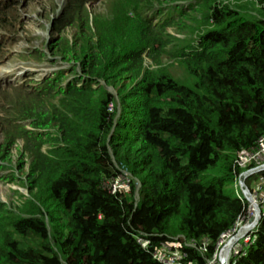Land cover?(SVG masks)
<instances>
[{"label": "trees", "instance_id": "trees-1", "mask_svg": "<svg viewBox=\"0 0 264 264\" xmlns=\"http://www.w3.org/2000/svg\"><path fill=\"white\" fill-rule=\"evenodd\" d=\"M90 1L71 0L60 19L69 27L81 16L78 50L57 49L86 77L70 67L74 79L62 71L38 93L17 89L35 97L15 105L20 115L44 132L15 138L0 118L8 141L26 142L32 194L21 215L0 203V264H160L154 253L176 240L184 264H207L221 237L248 218V202L231 186L241 154L264 140V0H242L241 8L199 0L208 28L174 53L190 84L145 67L173 47L166 30L175 19L155 25L141 12L144 28L123 48L91 32ZM101 82L119 85L118 104ZM49 100L59 103L41 104ZM45 143L52 145L43 151ZM123 172L140 185L138 200L135 185L114 191ZM248 238L229 264H264V216Z\"/></svg>", "mask_w": 264, "mask_h": 264}, {"label": "rangeland", "instance_id": "rangeland-1", "mask_svg": "<svg viewBox=\"0 0 264 264\" xmlns=\"http://www.w3.org/2000/svg\"><path fill=\"white\" fill-rule=\"evenodd\" d=\"M71 0H0V96L4 91L7 94L3 96L0 102V118H5L11 124L10 136L19 137L21 132L43 133L39 128L30 125V118L20 115L16 104L29 105L34 103V95L27 96L24 91L19 93L17 89H29L28 93H38L40 85L55 73L69 70L70 67L77 72L79 76L86 77L83 69L75 61L66 62L57 49L72 52L77 49V44L83 37L81 28V16L76 18L77 22L72 26L65 27V20H60L64 15V10L68 7ZM93 0L85 6L89 28L93 34L101 33L102 36L116 39L119 46L130 43L137 38V33L142 31L144 25L138 21V15L147 14V23L165 24V21L175 19L174 26H167V36L173 42V47L167 49L166 53L154 60L146 58L145 67L156 72L163 71L169 73L179 82L190 84L191 79L180 65L179 58L174 57L178 49L188 46L198 39L202 31L207 29L205 26V8L198 7L199 0ZM222 1V0H217ZM153 2V12L146 11L147 3ZM226 3L235 4V6L244 7L242 0H226ZM152 4V3H151ZM189 14L188 20L180 13ZM249 8V7H248ZM145 9V10H144ZM235 9V8H234ZM161 11V14H158ZM174 11L175 13H172ZM142 12V13H141ZM146 12V13H145ZM252 15V13H250ZM173 18H170V16ZM250 16L249 14H247ZM69 19V18H67ZM60 20L62 23H57ZM182 22V23H181ZM57 23V24H56ZM147 27V25H146ZM184 27V28H180ZM148 29V27H147ZM126 33V35H125ZM124 35V40H120L119 35ZM135 35V36H134ZM166 40V38L164 37ZM123 43V44H122ZM76 45V46H75ZM126 45L121 47L124 48ZM158 54H156L157 56ZM71 59H77L78 55L67 56ZM73 72V73H74ZM64 77L72 79V75L66 74ZM74 79V78H73ZM124 79L120 80L122 82ZM129 79H125L124 85H128ZM25 84H29L26 86ZM82 85V83H80ZM105 82L99 84L100 90L110 92L119 103V85L105 86ZM94 88H99L93 85ZM42 89V88H41ZM59 103L58 100L46 101L45 107ZM39 104V103H36ZM34 104V105H36ZM8 111H11L9 114ZM21 111V109H20ZM24 119L23 121H20ZM26 119V120H25ZM6 129L0 127V203L13 211L16 215H21L26 210V203L31 200V186L28 179L30 170V156L26 151V142L22 138L15 141L6 139ZM55 129L47 132L55 136ZM11 139H13L11 137ZM51 143L42 145L43 151H46ZM258 150V151H257ZM256 153L241 157V174L239 180L232 188L239 193L238 197L244 199L243 188L253 197L258 209H262L264 203V177L259 174L264 172V141L261 143ZM255 171V174L248 177L244 185L241 182L242 176L248 172ZM246 178V177H245ZM248 181V182H247ZM116 191L129 192L132 185L136 188V200H138V191L140 185L135 183L132 176L123 172L122 177L115 184ZM236 186V187H235ZM248 202V201H247ZM254 207V206H253ZM249 215L252 213L253 220L257 218L252 205L248 202ZM23 215V214H22ZM248 215V216H249ZM252 217V216H251ZM248 218L239 222L236 228L225 236L222 240L221 248H224L233 238V245L230 249V256H235L240 252V245H250L248 234L238 238L243 230L242 227L248 224ZM241 228V229H240ZM247 228V227H246ZM241 230V231H239ZM239 232V233H238ZM238 233V235H237ZM237 235V236H236ZM236 237V238H235ZM235 238V239H234ZM241 245V246H242ZM220 260V259H218ZM215 264H227L218 262ZM210 263V261H209Z\"/></svg>", "mask_w": 264, "mask_h": 264}, {"label": "built area", "instance_id": "built-area-1", "mask_svg": "<svg viewBox=\"0 0 264 264\" xmlns=\"http://www.w3.org/2000/svg\"><path fill=\"white\" fill-rule=\"evenodd\" d=\"M256 152H253V153L243 152L241 154L240 158H239V166H241V157L242 156H248V155L254 154ZM248 174L249 175H253V174H255V171L248 172ZM115 190L116 189H115V186H114V191ZM257 207L258 206H256V210L258 211L257 220L252 221L251 214L249 215V212H248V215H249L248 216V219H249L248 223L250 224V227L248 228L249 231L247 233L245 232V234L249 235L257 227V225H258L259 221L261 220L262 216H264V203H262V206H261L262 209H258ZM228 234H230V233H228ZM226 235L227 234L222 236L221 239L219 240L218 245H217L216 253H215L213 259L210 261V263L208 262L207 264H215V263H217L218 259H220V260H218V262H220V263H225L228 260L227 264H229V261H230V258H231V256L229 257L230 251L228 252L226 259H224V253H225L226 246H224V248H221V250H220V247H221L220 243L222 242V240L225 238ZM138 241L142 244L143 247L147 246V243L143 242L141 239H139ZM182 247H183V244L180 243L178 240L172 241V242H168L165 245H163L160 250L155 252L153 257L160 264H184L183 263V257L184 256H183V253L181 251ZM187 247L195 248L194 244H187Z\"/></svg>", "mask_w": 264, "mask_h": 264}, {"label": "bare ground", "instance_id": "bare-ground-1", "mask_svg": "<svg viewBox=\"0 0 264 264\" xmlns=\"http://www.w3.org/2000/svg\"><path fill=\"white\" fill-rule=\"evenodd\" d=\"M172 13H175L174 11H172ZM180 13H183V10H182V8L180 9ZM174 15H172V17H173ZM171 16H170V18H172ZM243 188V187H242ZM243 194H244V198H246L247 199V201L252 205V208H253V211H254V213L257 215V218H258V211L256 210V205H255V203L253 202H251L253 199V197L251 196V194L250 193H248L247 191H245V189L243 188ZM254 206V207H253ZM251 216H252V218H253V215H252V213H251ZM257 218L255 219V220H257ZM252 221H254L253 219H252ZM247 227V228H246ZM250 227V224L248 223L246 226H244V227H242V229L241 230H243L242 232H238L239 233V235H238V233H237V235H238V238L239 237H241V236H243L244 234H245V232H246V230H248V228ZM241 230H239V231H241ZM236 235V236H237ZM236 238V237H235ZM234 238V239H235ZM232 241H233V238H232V240L231 241H229L228 242V244L226 245V248H225V253H224V259H226V257H227V254H228V252L230 251V249H231V247H232V245H233V243H232Z\"/></svg>", "mask_w": 264, "mask_h": 264}, {"label": "clouds", "instance_id": "clouds-1", "mask_svg": "<svg viewBox=\"0 0 264 264\" xmlns=\"http://www.w3.org/2000/svg\"><path fill=\"white\" fill-rule=\"evenodd\" d=\"M67 71V70H66ZM68 74V73H67ZM248 174V173H247ZM246 174V175H247ZM250 176H252V175H248V177H250ZM248 177H246L245 178V176H242V178H245V180L248 178ZM245 180H244V182H245ZM242 182V181H241ZM244 185V184H243ZM236 187V186H235ZM244 189H245V191H247V189L245 188V186L243 187ZM249 193V192H248ZM246 201H247V199L246 198H244ZM260 222V221H259Z\"/></svg>", "mask_w": 264, "mask_h": 264}, {"label": "water", "instance_id": "water-1", "mask_svg": "<svg viewBox=\"0 0 264 264\" xmlns=\"http://www.w3.org/2000/svg\"><path fill=\"white\" fill-rule=\"evenodd\" d=\"M249 174L245 175V177H248ZM244 179L245 178H242L241 181H242V184H244ZM249 230H246V233L248 232Z\"/></svg>", "mask_w": 264, "mask_h": 264}]
</instances>
